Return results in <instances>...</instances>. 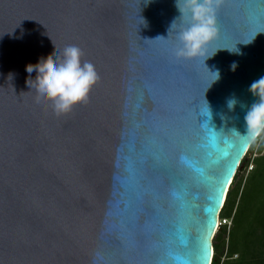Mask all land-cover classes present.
Wrapping results in <instances>:
<instances>
[{"label": "water", "instance_id": "1", "mask_svg": "<svg viewBox=\"0 0 264 264\" xmlns=\"http://www.w3.org/2000/svg\"><path fill=\"white\" fill-rule=\"evenodd\" d=\"M147 2L0 0V264L213 263L222 207L256 142L232 129L246 134L240 103L257 101L249 88L264 76V0H222L209 55H242L206 60L221 73L211 87L203 60L173 54L175 0ZM68 45L99 81L58 116L29 94L28 69Z\"/></svg>", "mask_w": 264, "mask_h": 264}, {"label": "clouds", "instance_id": "2", "mask_svg": "<svg viewBox=\"0 0 264 264\" xmlns=\"http://www.w3.org/2000/svg\"><path fill=\"white\" fill-rule=\"evenodd\" d=\"M149 2L150 0L147 3ZM221 4L222 0H175L180 15L172 21L169 33L174 29L177 31L179 43L173 50L177 59L203 60L208 68L206 60L219 50L242 55L238 47L235 50L217 48L209 55V50L219 38L217 15ZM177 21L180 22L179 25ZM144 24H146L145 20ZM257 34L246 44L253 42ZM83 55L80 47L68 45L62 50L58 49L55 58L42 63L39 69H28L31 81L29 94L34 90L39 103L42 106H50L58 116L70 114L76 107L87 103L99 81V74L95 65L84 60ZM230 67L235 72L239 67L238 62L233 61ZM209 71L211 74L209 87H211L221 78V73L219 69H209ZM249 90L257 97V101L250 107L240 103L235 96L227 100V107L230 111H234L240 103V106L246 109L244 116L246 134H240L235 127L232 130L251 143L264 137V76L253 81ZM205 105L202 116L211 120L213 112L206 98ZM221 118L224 119L223 114Z\"/></svg>", "mask_w": 264, "mask_h": 264}, {"label": "trees", "instance_id": "3", "mask_svg": "<svg viewBox=\"0 0 264 264\" xmlns=\"http://www.w3.org/2000/svg\"><path fill=\"white\" fill-rule=\"evenodd\" d=\"M258 151L246 176L250 159L244 157L230 187L220 216L232 225H222L216 234L212 264H264V141Z\"/></svg>", "mask_w": 264, "mask_h": 264}, {"label": "rangeland", "instance_id": "4", "mask_svg": "<svg viewBox=\"0 0 264 264\" xmlns=\"http://www.w3.org/2000/svg\"><path fill=\"white\" fill-rule=\"evenodd\" d=\"M263 141H264V137L259 138L257 140L258 144L256 145V147L254 149H252L251 151H249L247 156L250 159V165H249L248 170H247V172H246V174L244 176H246L247 173L252 170V168H253V163L252 162L257 156L260 155V152L258 150H259V147H260L261 143H263Z\"/></svg>", "mask_w": 264, "mask_h": 264}, {"label": "built area", "instance_id": "5", "mask_svg": "<svg viewBox=\"0 0 264 264\" xmlns=\"http://www.w3.org/2000/svg\"><path fill=\"white\" fill-rule=\"evenodd\" d=\"M258 140V139H257ZM256 140V141H257ZM251 149V148H250ZM250 151V150H249ZM249 153V152H248ZM248 153L246 154V155H248ZM222 225H228L229 226V228L231 227V225H232V219H228V218H222L221 216H220V218H219V226L221 227Z\"/></svg>", "mask_w": 264, "mask_h": 264}, {"label": "bare ground", "instance_id": "6", "mask_svg": "<svg viewBox=\"0 0 264 264\" xmlns=\"http://www.w3.org/2000/svg\"><path fill=\"white\" fill-rule=\"evenodd\" d=\"M233 181H234V180H233ZM233 181H232V183H233ZM232 183H231V185H232ZM231 185H230V186H231ZM224 204H225V202H224ZM223 206H224V205H223ZM222 208H223V207H222Z\"/></svg>", "mask_w": 264, "mask_h": 264}]
</instances>
